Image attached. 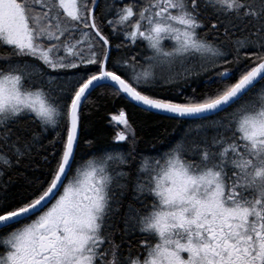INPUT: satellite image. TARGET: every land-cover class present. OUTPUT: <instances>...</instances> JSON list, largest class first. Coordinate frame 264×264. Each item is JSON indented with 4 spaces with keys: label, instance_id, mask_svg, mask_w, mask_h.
<instances>
[{
    "label": "snow or ice",
    "instance_id": "1",
    "mask_svg": "<svg viewBox=\"0 0 264 264\" xmlns=\"http://www.w3.org/2000/svg\"><path fill=\"white\" fill-rule=\"evenodd\" d=\"M0 264H264V0H0Z\"/></svg>",
    "mask_w": 264,
    "mask_h": 264
},
{
    "label": "trees",
    "instance_id": "2",
    "mask_svg": "<svg viewBox=\"0 0 264 264\" xmlns=\"http://www.w3.org/2000/svg\"><path fill=\"white\" fill-rule=\"evenodd\" d=\"M122 107H124V104L120 101L106 103L105 109L101 113H93L88 116L85 121L84 130L81 133L82 141L84 139H92L97 148L107 147L111 143L113 136V128L109 125L108 118L111 115L117 114L118 110ZM129 111L135 112L132 109H129ZM133 119L140 121L142 124L147 121L151 129L149 135L159 136L162 141L168 139V136L164 134L165 129H167L168 133H173L181 127V124L177 121L157 117H145L139 113H135ZM160 146L159 144L157 145V147ZM81 155H83V152Z\"/></svg>",
    "mask_w": 264,
    "mask_h": 264
},
{
    "label": "flooded vegetation",
    "instance_id": "3",
    "mask_svg": "<svg viewBox=\"0 0 264 264\" xmlns=\"http://www.w3.org/2000/svg\"><path fill=\"white\" fill-rule=\"evenodd\" d=\"M114 134V133H113Z\"/></svg>",
    "mask_w": 264,
    "mask_h": 264
}]
</instances>
